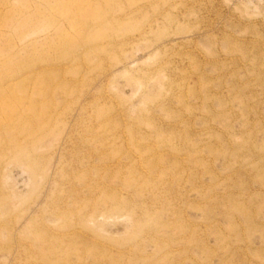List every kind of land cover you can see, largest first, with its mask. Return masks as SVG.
Listing matches in <instances>:
<instances>
[{"label": "rangeland", "instance_id": "1", "mask_svg": "<svg viewBox=\"0 0 264 264\" xmlns=\"http://www.w3.org/2000/svg\"><path fill=\"white\" fill-rule=\"evenodd\" d=\"M0 84V264H264V0H0Z\"/></svg>", "mask_w": 264, "mask_h": 264}, {"label": "bare ground", "instance_id": "2", "mask_svg": "<svg viewBox=\"0 0 264 264\" xmlns=\"http://www.w3.org/2000/svg\"><path fill=\"white\" fill-rule=\"evenodd\" d=\"M0 88H1V84H0ZM8 88V87H7ZM4 90L1 89L0 93H2Z\"/></svg>", "mask_w": 264, "mask_h": 264}]
</instances>
